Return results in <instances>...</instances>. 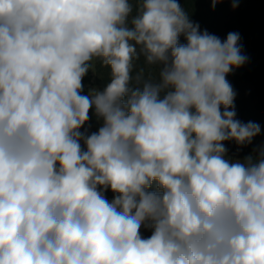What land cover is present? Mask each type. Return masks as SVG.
<instances>
[{
    "label": "clouds",
    "instance_id": "9594fccd",
    "mask_svg": "<svg viewBox=\"0 0 264 264\" xmlns=\"http://www.w3.org/2000/svg\"><path fill=\"white\" fill-rule=\"evenodd\" d=\"M239 41L177 0H0V264H264V145L224 144L261 132L226 79Z\"/></svg>",
    "mask_w": 264,
    "mask_h": 264
},
{
    "label": "rangeland",
    "instance_id": "374dc122",
    "mask_svg": "<svg viewBox=\"0 0 264 264\" xmlns=\"http://www.w3.org/2000/svg\"><path fill=\"white\" fill-rule=\"evenodd\" d=\"M177 2L189 15L190 20L199 24L201 32L206 30L223 41L228 33L233 32L231 31L233 24L239 23L238 19L243 15L241 9L251 5L252 0H220L215 8L212 7L211 0H177ZM234 2L237 3L235 8H233ZM133 14H135V4ZM255 18L256 22L253 28L249 29V34L241 47L242 54L248 58L247 62L239 68H234L226 76L236 94L234 99L236 119L243 123L255 122L261 128L260 134L249 145L238 146L234 141L224 142L228 156L241 160L252 153L257 146L264 145V6L257 12ZM179 42L183 44L186 40L181 36ZM138 67L145 68L147 77L149 69L144 65L143 58ZM94 68L95 71L90 69L83 78L82 95H88L90 89L103 90L109 82L110 69L103 67L99 60L94 62ZM152 74L156 75V71L152 70ZM89 116V121L81 131L87 129V133L91 134L98 131L103 121L102 118L96 117L94 108L90 109ZM81 143L84 147L83 142ZM104 195L111 201L115 194L108 189ZM141 235L147 238L151 235V230L142 227Z\"/></svg>",
    "mask_w": 264,
    "mask_h": 264
},
{
    "label": "trees",
    "instance_id": "16d2710c",
    "mask_svg": "<svg viewBox=\"0 0 264 264\" xmlns=\"http://www.w3.org/2000/svg\"><path fill=\"white\" fill-rule=\"evenodd\" d=\"M264 6V0H252L251 5L243 7L241 13L243 14L241 18L238 19V24L231 27V31L239 33L240 41L239 44L241 47L244 45L243 42L246 40V37L249 34V29L253 28L256 18L255 15L260 11ZM226 12V11H225ZM225 13H223L224 15Z\"/></svg>",
    "mask_w": 264,
    "mask_h": 264
}]
</instances>
